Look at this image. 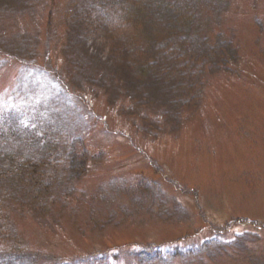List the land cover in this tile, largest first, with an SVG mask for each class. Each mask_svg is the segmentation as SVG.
<instances>
[{
	"label": "rangeland",
	"instance_id": "rangeland-1",
	"mask_svg": "<svg viewBox=\"0 0 264 264\" xmlns=\"http://www.w3.org/2000/svg\"><path fill=\"white\" fill-rule=\"evenodd\" d=\"M0 127V264H264V0H0Z\"/></svg>",
	"mask_w": 264,
	"mask_h": 264
},
{
	"label": "trees",
	"instance_id": "trees-1",
	"mask_svg": "<svg viewBox=\"0 0 264 264\" xmlns=\"http://www.w3.org/2000/svg\"><path fill=\"white\" fill-rule=\"evenodd\" d=\"M128 54H130V53H128ZM125 55H127V54H123L122 56H123V59H124V56ZM144 120H146L144 117H142ZM2 127H0V129H1ZM83 149H84V147H83ZM85 150V149H84ZM86 151V150H85ZM67 156V155H66ZM26 158H21L18 162H23L24 160H25ZM94 159L93 158H83V157H81V159L78 161V163L76 164V167H77V170L79 171V170H81V171H83V170H86V169H88L87 167L89 166V164L91 163L92 164V161H93ZM18 162H12V163H10V165L9 166H14V168L16 167V165H22V170L24 171V172H27L28 170H31L32 172L33 171H36L37 170V168H38V166L37 165H35V164H33L32 162H23V163H21V164H18ZM66 162H67V160H66ZM93 162H95V161H93ZM26 164H30L29 166H27ZM69 167H71L70 165H69ZM16 169V168H15ZM71 169H74V168H71ZM20 182H22V180L20 181ZM31 182V181H30ZM39 186V188L41 189V186H40V184H38L36 187H38ZM35 187V184L32 182V185H31V191H33V192H37V191H39V189H37Z\"/></svg>",
	"mask_w": 264,
	"mask_h": 264
}]
</instances>
